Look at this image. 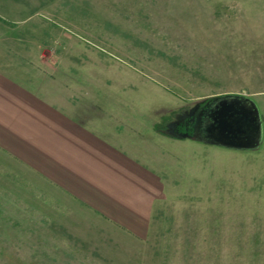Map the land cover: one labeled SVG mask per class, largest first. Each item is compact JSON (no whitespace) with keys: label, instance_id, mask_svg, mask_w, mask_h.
<instances>
[{"label":"rangeland","instance_id":"374dc122","mask_svg":"<svg viewBox=\"0 0 264 264\" xmlns=\"http://www.w3.org/2000/svg\"><path fill=\"white\" fill-rule=\"evenodd\" d=\"M0 53L114 151L119 202L103 219L0 152V264H264V0H0ZM230 96L256 105L257 149L182 138Z\"/></svg>","mask_w":264,"mask_h":264},{"label":"crops","instance_id":"0c3cea01","mask_svg":"<svg viewBox=\"0 0 264 264\" xmlns=\"http://www.w3.org/2000/svg\"><path fill=\"white\" fill-rule=\"evenodd\" d=\"M3 66L0 67V152L11 159L16 169L26 171L38 183L56 188L71 204H79L113 221L109 208L119 202L112 199L105 176L113 171L109 166L115 163L111 158L114 151L92 131L77 124L72 116L41 108V103L36 102V90L12 87L11 76L1 69ZM75 141H79L80 147H72ZM127 219L134 221L137 228H143L139 223L141 217ZM124 226L132 230L130 225Z\"/></svg>","mask_w":264,"mask_h":264},{"label":"water","instance_id":"95a60500","mask_svg":"<svg viewBox=\"0 0 264 264\" xmlns=\"http://www.w3.org/2000/svg\"><path fill=\"white\" fill-rule=\"evenodd\" d=\"M217 101L216 110L210 111L211 117L213 120H218V126L214 132L216 137H208L200 134L197 129H195L191 134L186 133L182 136L183 139H191L198 142L207 143L210 145L225 147L229 149L236 150H255L260 146L261 143V121L259 111L256 105L246 97L240 96H230L226 98H216L208 100L202 104H199V107L202 105ZM239 103H244L243 107L240 109L237 108ZM217 112V119H214V112ZM250 115V116H249ZM251 119L253 117V122L256 125L257 133L252 137L250 141L238 142L235 141L238 138V135H243V124L241 125L243 118Z\"/></svg>","mask_w":264,"mask_h":264},{"label":"flooded vegetation","instance_id":"af4514ba","mask_svg":"<svg viewBox=\"0 0 264 264\" xmlns=\"http://www.w3.org/2000/svg\"><path fill=\"white\" fill-rule=\"evenodd\" d=\"M217 101L215 102H209L201 107L197 106L194 110L190 111V113L187 115V121H182L181 125L184 126V130L188 133H192L195 129L200 132V134L208 137H216L214 135V132L216 130V127L218 126V120L215 121L213 120V116L211 117L212 112L210 111L216 110L215 107L217 106ZM244 104V103H242ZM239 103L237 105V108L240 109L241 112V107L242 105ZM250 116V115H249ZM251 119H248V117L245 119L243 118V121L241 125L243 124V130L244 134L243 135H238L237 140L238 142H247L252 139L253 136L257 133L256 130V125L253 122V117H250ZM214 119H217V112H214ZM178 129V128H174Z\"/></svg>","mask_w":264,"mask_h":264}]
</instances>
